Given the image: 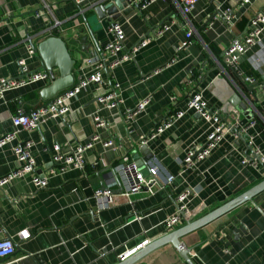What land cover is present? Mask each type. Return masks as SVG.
Instances as JSON below:
<instances>
[{
    "label": "crops",
    "instance_id": "0c3cea01",
    "mask_svg": "<svg viewBox=\"0 0 264 264\" xmlns=\"http://www.w3.org/2000/svg\"><path fill=\"white\" fill-rule=\"evenodd\" d=\"M82 5L87 7V3ZM93 7L80 14L74 0H0V78L20 77V60L31 71H46L37 54L29 52L28 38L37 47L51 36L61 37L75 59V84L89 76L92 71L85 60L101 57L111 38L109 16L93 19L97 15ZM262 10L264 0H201L185 16L175 0H159L146 10L134 8L115 20L123 25L127 50L162 24L170 28L131 61L105 73L104 82L90 84L69 100L72 112L64 119L48 118L40 128L23 130L18 139L0 146V178L17 166L16 145L29 141L33 142L37 174L44 177L53 168L52 158L58 150L67 152L90 140L97 130L96 116L108 122L98 129L101 141L86 154L83 169L51 176L46 188L36 189L30 177L0 187V239L11 237L17 247L0 264H118L120 254L170 233L164 222L175 213L181 194L187 195L191 221H195L263 182L264 166L242 161L251 155L249 141L264 151V31L261 42L240 57L243 76L223 59L225 48L245 34L250 20ZM225 12L230 14L231 25ZM55 18L61 24L49 30ZM190 29L195 30L190 44L177 51ZM83 36H88L89 49ZM53 72L56 78L61 76L58 67ZM51 83L50 76L5 92L0 99V137L14 130L12 117L19 107L30 112L47 104L42 92ZM114 83L121 86L123 102L117 108L101 106L97 97ZM194 87L203 90L208 106L220 110L223 121L237 128L241 137L229 132L209 157L184 168L187 152L204 146L212 130V124L199 114L186 113L146 145L141 139L176 110L184 109ZM148 97L146 111L128 119L126 110ZM103 139L112 140V145L104 147ZM150 154L165 173L174 176L172 184L156 181L137 193H127L118 165L124 158L146 165ZM103 186L113 191V201L107 205L95 196ZM24 229L32 236L22 241L19 233ZM181 243L191 250L195 264H263L264 190L183 236ZM135 264L187 262L168 242Z\"/></svg>",
    "mask_w": 264,
    "mask_h": 264
},
{
    "label": "built area",
    "instance_id": "2783aa9c",
    "mask_svg": "<svg viewBox=\"0 0 264 264\" xmlns=\"http://www.w3.org/2000/svg\"><path fill=\"white\" fill-rule=\"evenodd\" d=\"M79 6L80 14H84L88 8H97L105 6L113 0H74ZM93 1V2H92ZM159 0H132V5H138L139 10H146L148 6ZM214 1V0H211ZM250 0H243L247 3ZM177 6L181 12L188 16L201 0H175ZM83 3H87V7L83 8ZM92 5V6H91ZM44 8L49 12L51 9L48 5ZM37 15L39 11L35 12ZM227 22L231 25V17L228 12L224 13ZM61 24V21L54 19L53 24L49 27V30H57ZM188 25V24H185ZM170 28L169 25L163 24L158 27L153 34L144 36L138 44L127 50L124 44L125 30L123 25L118 21H111L109 26L110 40L103 49L102 56L99 58L90 57L85 60L86 67L90 68L91 74L85 78H82L79 83L73 86L71 89L65 90L60 96L53 100L50 105H44L35 110L27 112L23 107H19L16 114L12 117L14 130L0 137V146H4L14 140L18 139L19 133L23 130L32 131L40 128L48 118L64 119L72 112V108L68 101L76 97L82 90L86 89L92 83L104 82V74L113 72L118 66L131 61L135 54L142 48L148 46L152 41L161 38L165 32ZM264 31V10L258 13L253 19L250 20L249 26L241 37L235 38L224 50L223 59L225 64L236 70L243 76V72L240 68V57L251 46L261 42L260 36ZM195 35V30L190 29L187 32V40L181 43L177 47V51L182 50L188 46L191 39ZM28 50L34 55L36 54L35 45L31 39L28 38ZM21 76L18 78H0V99L4 97L6 91L23 87L34 82L41 80H48L50 75L47 71H31L26 64L25 60H20ZM248 82H253L252 77H246ZM120 84L114 83L109 90L100 94L97 97V102L101 106L108 108H117L123 102V97L120 92ZM151 98L148 97L140 101L135 108L127 109L125 115L128 119L133 120L138 114H143L146 111L147 105ZM194 112L199 114L203 119L212 124V130L208 136V139L204 146L192 147L186 154L183 162V167L188 168L196 163L209 157L214 149L220 146L224 137L232 132L231 124L223 121L220 110L210 108L203 97V90L194 87L188 96V101L184 109L176 110L173 114L169 115L161 124H159L153 132L141 139V144L146 145L150 141L156 139L159 135L168 131L174 124L181 119L186 113ZM96 125V132L86 143L78 144L71 147L67 152L58 150L53 155V168L50 169L47 176L41 177L37 174L36 159L32 154L33 142L29 141L26 144L16 145V162L17 166L6 176L0 178V187H5L12 181L17 179L31 178L30 183L36 189L46 188L49 185V178L51 176L64 175L66 172L73 168L83 169L86 165V154L95 148V144L101 141V135L98 132L99 128H105L108 126V122L101 116L94 118ZM248 127L242 128L247 130ZM251 155L244 157L243 163L253 166H264V151L259 146H253L251 142H248ZM112 140L103 139V146L110 147ZM101 156L99 157V159ZM148 174L144 173L137 162L124 158L118 165L117 169L119 174L125 183V189L127 193H137L145 186H148L156 181L161 182L164 186L171 185L174 176L165 173L162 170L160 161L153 156L146 163ZM97 199L102 200L107 204L113 201V191L111 188H99L95 192ZM186 194H181L177 197V208L173 215L168 217L165 222V228L167 232H171L186 222L191 221L192 212L189 210L186 203ZM32 236L28 229H24L19 233L20 239L27 240ZM150 244V240H145L135 248L127 250L119 255L120 261H124L137 252L139 249ZM16 242L13 238L0 239V259L11 257L16 252Z\"/></svg>",
    "mask_w": 264,
    "mask_h": 264
},
{
    "label": "water",
    "instance_id": "95a60500",
    "mask_svg": "<svg viewBox=\"0 0 264 264\" xmlns=\"http://www.w3.org/2000/svg\"><path fill=\"white\" fill-rule=\"evenodd\" d=\"M132 0H114L105 6L97 7L95 10L97 15L93 19L103 20L106 16H109V20L115 21L122 15H128L131 13L134 8H138V5H132ZM89 18L84 17V22L89 25ZM99 25V24H98ZM163 25V24H162ZM100 26L95 27L93 30H98ZM94 32V31H93ZM82 42L86 45L87 49H89L88 36H83L81 39ZM35 51L37 56L42 60L43 67L49 73L52 78V83L48 87H46L43 92V98L47 101V104L50 105L54 99L60 96L65 90L71 89L75 86V78L73 75V68L75 65V59L71 55L68 50V47L64 40L59 36H51L45 40H43L38 46H35ZM58 67L60 69V77L56 78L54 75V68ZM232 132H235L239 137H241V132L231 126ZM142 151V149H141ZM154 155L150 154L147 158V161L150 160ZM138 164V163H137ZM141 168H143L144 173L148 174V169L146 165L138 164ZM152 183L151 185H153ZM150 185V186H151ZM103 188H106L103 186ZM264 190V181L258 184L253 189L249 190L245 194L229 201L223 206L217 208L211 213L205 215L204 217L195 220L188 221L185 225L175 229L174 231L166 234L164 237L150 243L147 246L139 249L129 258L124 261H121L118 264H135L139 260H141L146 254L151 252L152 250L170 242L172 243L180 252V255L184 258L187 264H195L191 257V250L189 248H185L181 243V238L183 236L198 230L210 222L216 220L232 209L246 203L247 201L253 200V198L260 192ZM264 264V262H263Z\"/></svg>",
    "mask_w": 264,
    "mask_h": 264
}]
</instances>
